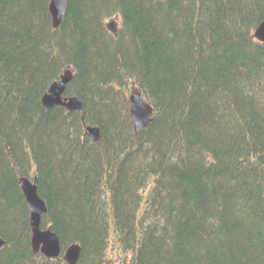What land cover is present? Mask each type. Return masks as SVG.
Returning <instances> with one entry per match:
<instances>
[{"label": "trees", "instance_id": "trees-1", "mask_svg": "<svg viewBox=\"0 0 264 264\" xmlns=\"http://www.w3.org/2000/svg\"><path fill=\"white\" fill-rule=\"evenodd\" d=\"M49 3L0 0V264H69L33 251L35 175L77 264H264V0H68L58 29ZM68 66L83 109H47Z\"/></svg>", "mask_w": 264, "mask_h": 264}, {"label": "water", "instance_id": "water-1", "mask_svg": "<svg viewBox=\"0 0 264 264\" xmlns=\"http://www.w3.org/2000/svg\"><path fill=\"white\" fill-rule=\"evenodd\" d=\"M68 6V0H50L49 11L53 19V27L58 28L64 18ZM254 37L264 42V20L257 26ZM72 73L66 70L62 74L59 81L51 84L48 91L43 95L42 101L47 108H52L62 104L65 107L73 109H81L82 102L75 96L62 97L67 83L71 80ZM131 115L135 123V129L140 130L148 126L152 120L153 107L150 103L143 99L138 90H134L130 97ZM89 134L93 139L99 138V129L88 127ZM22 191L27 200L30 209V224L32 227V244L35 251H41L48 257H58L62 252V246L59 235L50 228L42 229L41 220L43 214L47 212V206L44 199L39 195V182L35 178L34 181L27 177L20 179ZM4 241L0 238V247ZM81 247L78 244L71 245L65 251L64 258L70 264H76L80 256Z\"/></svg>", "mask_w": 264, "mask_h": 264}, {"label": "rangeland", "instance_id": "rangeland-1", "mask_svg": "<svg viewBox=\"0 0 264 264\" xmlns=\"http://www.w3.org/2000/svg\"><path fill=\"white\" fill-rule=\"evenodd\" d=\"M118 16L116 17V19H112V20H109V23H111L112 24V21H114L115 23H118L119 24V20H118ZM134 86V85H133ZM111 253H110V257H109V259H111L112 260V262H111V264H121V260L123 259V257H124V254H122L121 256H119V254H118V250H113V248H111ZM130 254H132V252L131 251H128L127 252V255H125L126 256V258L128 257V258H130Z\"/></svg>", "mask_w": 264, "mask_h": 264}, {"label": "bare ground", "instance_id": "bare-ground-1", "mask_svg": "<svg viewBox=\"0 0 264 264\" xmlns=\"http://www.w3.org/2000/svg\"><path fill=\"white\" fill-rule=\"evenodd\" d=\"M67 8H68V6H67ZM60 27V26H59ZM62 76V75H61Z\"/></svg>", "mask_w": 264, "mask_h": 264}]
</instances>
